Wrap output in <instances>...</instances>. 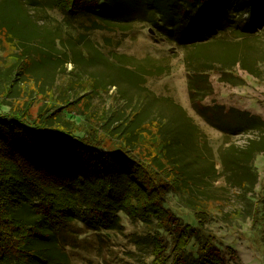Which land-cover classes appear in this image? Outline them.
Masks as SVG:
<instances>
[{"label": "trees", "instance_id": "trees-1", "mask_svg": "<svg viewBox=\"0 0 264 264\" xmlns=\"http://www.w3.org/2000/svg\"><path fill=\"white\" fill-rule=\"evenodd\" d=\"M137 23L172 44L170 50L180 49L188 99L200 118L228 135L255 129L257 139H248L242 148L217 149V157L203 160L196 148L207 139L200 140L199 126L178 104L164 100L168 106L147 117L124 97L121 81L145 98L147 79L176 70L168 55L105 56L90 35L93 30L126 33ZM0 32L14 47L5 71L12 77L0 91V264H70L60 228L79 221L93 230H119L120 214L147 228L153 219L159 227L174 229V264H226L214 237L200 239L205 207H195V225L181 224L166 197L214 204L216 199L204 191L188 197L190 181L199 179L200 170L241 194L257 182L253 163L264 150V120L203 100L211 94V72L232 85L242 82L237 69L264 76V0H0ZM58 55L71 58L74 66L86 60L111 68L108 85L119 90L124 107L95 116L90 100L105 81L94 73L51 76L44 82L36 64L51 66ZM19 76L30 83L18 84V94L10 97ZM36 95L56 107L48 110L41 102L31 113L28 104ZM23 97L29 99L25 105L19 101ZM199 161L205 165L196 167ZM260 218L264 234V199ZM152 238V262L159 264L165 246Z\"/></svg>", "mask_w": 264, "mask_h": 264}, {"label": "rangeland", "instance_id": "rangeland-1", "mask_svg": "<svg viewBox=\"0 0 264 264\" xmlns=\"http://www.w3.org/2000/svg\"><path fill=\"white\" fill-rule=\"evenodd\" d=\"M52 13L54 17L61 19L58 13L55 11ZM74 24L80 30L78 22L75 21ZM90 35L94 41L93 43L105 52V56H111L110 53L114 52L113 54L117 56L121 54L132 57L134 60H141L146 55L156 58L168 55V58L176 66V70L166 76L147 79L145 86L148 88L147 92L150 99L147 95L145 98L144 95H140V98H138L137 95L144 92L136 91V88L128 82H120L124 86L120 87V92L123 93L124 97L131 98L134 104H139L141 111H144L147 117L161 112L159 110L161 106L167 107V104H178L199 126V131L203 134L200 140L207 139L206 142H201L196 148L197 153L203 157V160H212V158L217 157L215 154L217 149L223 151L231 145L242 148L247 144L248 139H257L258 132L255 129L237 134H224V132L217 130L196 114L188 99L186 74L180 62V49L170 50L172 44H169L162 36L155 33L152 28L137 23L131 31L126 33H107L93 30ZM106 38H109L108 42L105 41ZM13 52V45L0 32V91L4 84L10 82L12 77L5 71L7 65L13 60ZM51 63V66L36 64V68L44 82L52 81L51 76L57 79L60 76L67 77L74 73L79 75L80 73H94L97 80L102 79L105 81L102 83L103 87L97 88L94 99L90 100V103L93 104L92 111L95 116L102 113V111L108 112L113 108L124 107L122 101L125 100L119 101V90L114 85H108L112 83L111 68L104 64L100 66L86 60L83 61V64L80 63V65L76 64L74 66L71 58L62 55H58ZM236 73L242 79V82L232 85L219 80L217 72H211L209 75L212 86L211 94L204 98L203 103L207 105L220 104L223 105L224 109L235 107L245 110L249 114L257 115L264 120V76L255 78L240 69H237ZM21 78L23 77L14 78L13 91L10 92V97L18 94V84L22 82L30 83L25 79L20 80ZM29 87L31 88L30 85ZM27 89V94L33 95V91ZM9 100V102H14L15 105L21 104L17 100ZM28 100L24 97L19 99V101H25L23 105ZM164 100L167 104L163 103ZM41 102H46L49 105L46 107L48 110H53L56 107L55 104L50 103L49 98H41L40 95H36L28 104L30 112L35 113L37 105ZM2 107L6 108L5 106ZM101 115L103 113L98 116ZM66 116L71 120H79L73 114H67ZM81 123L75 124L76 127L81 126ZM105 145L108 146V142L105 141ZM253 164L258 173V178L253 190L248 194H241L234 188L224 186L221 179H218L221 177L215 176V181L204 170H200L197 171L199 179L193 177L190 181L193 191L191 192L192 195L189 194L188 197L199 196V192L204 191L216 199L214 204L193 199H190L187 203L181 196L175 197L169 194L166 197L168 206L180 216L178 220L181 224L191 223L195 225L197 222V218L194 216L195 207H200V205L205 207L204 221H201V230L198 231L201 235L200 239L214 237L219 247V255L226 264H264V234L262 231L263 226L259 223L261 220V201L264 199V150L256 154ZM204 165V161L195 164L196 167ZM190 204L196 206L192 208ZM119 217L122 225L119 230H93L79 221L71 222L60 228L57 232L64 236V242L67 243L66 250L70 264H154L152 262L154 258L152 252L154 243L152 242L154 238L152 237L159 238L161 244L165 246V251L163 250L160 253V257L162 256L163 259L159 264H174V261L178 260V256L171 250L176 235L174 229L159 227L153 219L146 223L149 225L147 228L143 222L133 220L128 215L120 214ZM145 232H148L146 238L140 241L135 240L137 236ZM189 243L190 240L185 250L190 249L188 247ZM195 248L196 245L191 250Z\"/></svg>", "mask_w": 264, "mask_h": 264}]
</instances>
